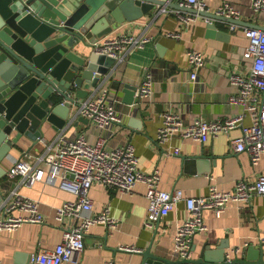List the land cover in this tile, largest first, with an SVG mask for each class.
Listing matches in <instances>:
<instances>
[{
	"label": "crops",
	"instance_id": "1",
	"mask_svg": "<svg viewBox=\"0 0 264 264\" xmlns=\"http://www.w3.org/2000/svg\"><path fill=\"white\" fill-rule=\"evenodd\" d=\"M179 1L168 0L171 5L156 6L148 15L125 21L108 35L146 36L151 40L142 48L125 52L92 92L104 90L117 99L115 107L121 122L110 125L111 135L106 148L115 149L130 141L140 157L139 169L144 173L159 170V187L162 190L182 189L186 196L192 197L208 196L211 186L233 191L239 179L255 181L264 170L262 162L252 163L248 152H237L232 148L230 139L241 135V128L231 130L229 135L220 134L206 143L179 135L159 142L157 133L164 111L181 112L188 124L196 119H223L243 110L242 106L228 101L236 92L229 82V75L248 74L251 61L245 55L249 41L244 29H264V10L254 12L251 0H207L200 11L218 13L228 2L239 11L238 17L231 18L236 22H229L227 19L230 18L225 15L212 18L197 12V20L186 24L184 17L174 10H180L183 16L191 12L178 9L176 3ZM211 24L212 29L209 27ZM232 24L236 27L231 28ZM85 48L92 51L93 45L89 43ZM190 49L202 52L205 57V65L198 71L199 78L194 82L190 79L191 67L186 55ZM146 72L152 75V95L138 97L137 103H128L124 85L130 83L139 87ZM243 123H252L249 113H246ZM83 132L94 143L102 129L91 120L72 119L62 129L49 124L42 137L54 150ZM31 144L22 138L4 159L5 172L0 179L4 201L0 207L11 200L12 192L16 190L40 200L39 211L44 221L24 223L14 231H0V259L5 264H28L33 253L54 249L62 240L56 209L77 197L73 191L61 187L60 177L47 179L49 164L45 161L38 163L43 170V178L32 186L19 183L18 179H9L7 172L13 161L27 159L34 163L35 156L44 150L39 142ZM176 149L178 153H175ZM189 156L196 159L186 164ZM146 189L143 182H138L130 193L93 183L89 190L93 211L99 213L109 207L110 215L117 219V223L114 227L92 225L85 233L83 251L64 264L140 263L139 252L120 250L119 245H133L142 251L151 247L156 255L178 258L174 236L177 225L188 216L186 204L181 201L168 216L146 226ZM204 221L207 229L195 235L192 258L207 244L211 249L222 248L231 256L235 253L244 258H247L250 247L264 250V243L258 238L264 233V195L254 194L249 202L231 201L221 215L208 209L204 212ZM236 248L239 250L234 251ZM250 264H256V261L250 260Z\"/></svg>",
	"mask_w": 264,
	"mask_h": 264
},
{
	"label": "built area",
	"instance_id": "2",
	"mask_svg": "<svg viewBox=\"0 0 264 264\" xmlns=\"http://www.w3.org/2000/svg\"><path fill=\"white\" fill-rule=\"evenodd\" d=\"M168 1V0H162ZM207 0H180L179 4L187 8L200 11ZM254 12L264 10V0H251ZM184 17L186 24L197 20L198 13L183 16L180 10H174ZM218 14L229 18L239 16V11L231 3L226 2ZM236 25L232 24L231 28ZM248 45L245 55L251 61L247 75L231 73L229 82L236 92L231 94L228 101L232 105H240V113L227 115L223 119H196L192 123H185L179 111L168 110L162 113V124L158 129L157 140L165 142L174 135L190 138L206 143L220 134L229 135L235 128H241V135L230 139L232 148L237 152H248L254 165L264 164V29L245 27ZM109 35V34H108ZM105 35L93 43V50L98 54H105L121 60L125 52L144 47L151 38L120 34ZM191 67L190 79L197 81L198 71L205 65L204 54L190 49L186 53ZM152 75L145 73L141 85L137 89L139 98L149 97L153 93ZM117 99L107 91L94 92L91 96L79 101L78 113L97 124L102 133L92 143L86 133L78 134L74 139L63 142L52 149L45 137H39L38 142L44 150L35 156V162L27 159H16L9 168V179L17 180L27 186H32L43 178V170L38 163L45 161L49 164L47 179L60 177L61 187L73 191L77 197L66 201L56 209V218L62 227V240L52 250H40L30 257L28 264H64L74 259L84 249V236L92 225L104 224L114 227L117 219L110 215L109 207L94 212V204L89 196L93 183L98 182L108 188H117L124 193L133 191L138 182L145 183L148 200L146 226L166 217L176 206L184 201L188 209V216L176 227L174 236V250L180 258H190L194 237L207 229L204 212L213 210L217 215L226 208L231 201L249 202L254 194L264 195V170L255 181L249 182L239 179L233 191H223L211 186L208 196H186L182 189L172 191L159 187L160 173L154 169L144 173L139 169L140 157L134 145L129 141L124 146L107 149L106 144L113 123H120L121 117L115 107ZM246 113L251 115L252 123H243ZM178 149L175 153H178ZM39 199H33L14 190L11 200L0 207V231H14L24 223H42L44 221L39 211ZM259 241L264 243V233L259 235ZM120 250L141 252L142 249L133 245H119ZM239 248L234 249L238 251ZM0 264H5L0 259ZM102 264H118L114 261H104Z\"/></svg>",
	"mask_w": 264,
	"mask_h": 264
},
{
	"label": "water",
	"instance_id": "3",
	"mask_svg": "<svg viewBox=\"0 0 264 264\" xmlns=\"http://www.w3.org/2000/svg\"><path fill=\"white\" fill-rule=\"evenodd\" d=\"M162 0H0V179L4 159L22 138L37 144L48 125L64 128L78 113L79 101L92 94L117 59L89 51L99 38L125 21L148 15ZM207 17H222L187 8ZM235 23V19H227ZM212 29V24L209 25ZM138 87L126 83L128 103ZM189 160L196 157H187ZM4 201L0 187V204ZM139 264H264V250L249 248L247 258L204 245L196 257L169 259L149 247ZM254 254V257H253ZM258 255V257H256ZM253 258V259H252Z\"/></svg>",
	"mask_w": 264,
	"mask_h": 264
}]
</instances>
